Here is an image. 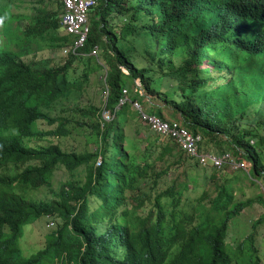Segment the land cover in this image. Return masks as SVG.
I'll return each instance as SVG.
<instances>
[{
    "label": "trees",
    "instance_id": "1",
    "mask_svg": "<svg viewBox=\"0 0 264 264\" xmlns=\"http://www.w3.org/2000/svg\"><path fill=\"white\" fill-rule=\"evenodd\" d=\"M7 8L0 0V264H261L254 232L227 238L254 202L235 200V183L264 176V0H96L84 46L52 65L37 49L74 42L60 35L61 0L23 28ZM92 74L111 121L80 106ZM123 89L145 113L199 137L200 152L229 154L239 172L201 167L134 123L131 103L116 109ZM70 124L89 129L79 150L62 147ZM46 134L61 144L38 141ZM57 170L67 179L51 190ZM41 190L52 197L37 198ZM255 201L264 206L263 195ZM41 218L55 228L25 256L23 230Z\"/></svg>",
    "mask_w": 264,
    "mask_h": 264
},
{
    "label": "rangeland",
    "instance_id": "2",
    "mask_svg": "<svg viewBox=\"0 0 264 264\" xmlns=\"http://www.w3.org/2000/svg\"><path fill=\"white\" fill-rule=\"evenodd\" d=\"M7 1V4L9 5V9H13V15L19 16L20 20L18 23L23 28L24 26L28 25L30 22V18L33 17L36 13L37 8H43V6H46L47 8L55 9L56 8V0H45L46 3L44 4H38V0H11L10 2ZM7 10V13H11L10 10ZM60 11V9H59ZM3 36L6 38L9 37V35L3 33ZM63 51V49H62ZM37 58L38 60H49L50 65L55 64L59 61H64L67 57L63 53H61V49H54V50H43L39 51L37 49ZM35 56L34 53L28 54L27 58H31ZM76 68L78 71H82L84 69V66L80 64H76ZM123 72H126L123 70ZM80 74V72H79ZM82 75V74H81ZM138 85L136 81V86ZM102 79L99 77V74H92L89 76L88 81L83 83V93L82 97L79 100L80 106L85 107L86 105L95 106L96 108L103 109V112H106L104 110V103H105V96L106 92L104 89L102 90ZM145 100H149L148 96H145ZM155 104H157V101H154ZM160 103H158L159 105ZM142 108L145 110L144 105L141 103ZM67 115H70V113L67 112ZM104 115V114H102ZM167 115L170 116V113H167ZM105 120V119H104ZM141 122L140 118L136 117L134 120V123ZM39 127L41 131L47 133L49 129H51L50 126H47L44 121H39ZM143 125V123L141 122ZM73 125H68V130L70 131V134L67 136L65 141L62 142L63 149L71 150H79L85 145V134H88L89 129H73ZM124 131L127 135L134 136L135 130L132 127L125 126ZM142 135L137 136L136 138H141ZM164 138H162L161 141H163ZM38 141H52V143L61 144V140L53 139L52 137L48 136L47 134L44 135L42 138H38ZM88 147L93 149L92 144H88ZM210 150H213L212 147H208ZM178 153L179 150H175V153ZM244 165L247 167V169L250 167L249 163H244ZM198 166V165H197ZM161 168V164L158 166ZM246 167H243V169H246ZM199 168V169H198ZM196 174L198 180L203 175L204 168H201L198 166ZM239 168L237 169H231L226 171L227 173H231V171H236L237 173ZM183 167L179 168L178 171H171L169 172L166 181H172L177 176H182ZM208 177V176H207ZM66 174L63 170H57L54 174L51 190H56L58 187V184L61 181L66 180ZM182 180V177H181ZM254 184H252L248 180H243L241 182H236L234 188L239 190H235V200L239 201H247L251 200L254 201L252 205L249 208H246L230 225L229 233L227 242L228 243H234L235 241L245 238L249 233L254 232L255 233V239H256V245L258 247L259 257L261 260V264H264V206L260 204L259 202L255 201L259 195L264 196V176L259 178H253L252 179ZM191 187V186H190ZM51 198L52 194L47 193L46 190H41L36 193L37 198H45V197ZM193 196V195H191ZM48 218H41L37 221H35L30 227H26L24 232V237L21 240V250L23 252V255L27 256L29 254H32L36 251H38L45 240V235L52 231L55 226L54 224L51 225L52 221H49ZM260 221L259 225H256V223ZM54 222V221H53ZM252 225H256V227H252Z\"/></svg>",
    "mask_w": 264,
    "mask_h": 264
},
{
    "label": "built area",
    "instance_id": "3",
    "mask_svg": "<svg viewBox=\"0 0 264 264\" xmlns=\"http://www.w3.org/2000/svg\"><path fill=\"white\" fill-rule=\"evenodd\" d=\"M62 10L60 14V26L64 34L74 37V42L62 48L64 55L77 54L87 40L89 33V11L96 5V0H61ZM97 47L90 53L96 55ZM142 94V92H140ZM130 102L133 109L137 110L140 121L148 126L151 131L161 138L173 140L179 149L189 158L197 160L202 167L211 166L220 169L227 166L230 169H237L239 165L232 163V158L229 154L217 156L213 153L200 152L197 146L199 137L191 134L187 129L183 128L176 121H163L160 118L145 113L138 102H131L127 96V90H122L116 109ZM102 118L105 121H111L114 118L107 112H103ZM99 164V160L97 162ZM52 225V223H51Z\"/></svg>",
    "mask_w": 264,
    "mask_h": 264
},
{
    "label": "clouds",
    "instance_id": "4",
    "mask_svg": "<svg viewBox=\"0 0 264 264\" xmlns=\"http://www.w3.org/2000/svg\"><path fill=\"white\" fill-rule=\"evenodd\" d=\"M9 9V5H8V8H7V10ZM10 10V9H9ZM11 11V13H7V14H13L12 12H13V9L12 10H10ZM20 20V17L17 19V20H15L13 23H12V25H13V27H15V26H19L20 28H21V26H20V24L18 23V21ZM61 27V26H60ZM64 32L62 31V29L60 30V35L61 34H63ZM74 40V39H73ZM64 48V47H63ZM61 53H62V48H61ZM66 57V56H65ZM122 70H125V69H122ZM126 71V70H125ZM128 103H130V102H128ZM202 167V166H201ZM52 224H54L53 222H52Z\"/></svg>",
    "mask_w": 264,
    "mask_h": 264
}]
</instances>
